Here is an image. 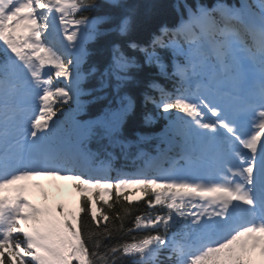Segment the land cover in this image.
<instances>
[{"label": "snow or ice", "instance_id": "obj_1", "mask_svg": "<svg viewBox=\"0 0 264 264\" xmlns=\"http://www.w3.org/2000/svg\"><path fill=\"white\" fill-rule=\"evenodd\" d=\"M177 8L187 18L140 43L126 0H0V264H264V0ZM96 40L107 50L99 69L89 60ZM144 64L174 82L172 92L148 82L158 100L144 94L171 117L175 147L156 156L143 151L146 136H123L136 107L126 85ZM112 88L118 107L76 119ZM90 138L108 143L92 151ZM109 149L139 166L116 170ZM38 177L75 181L82 202L58 212L32 203L22 182ZM133 186L153 193L134 216L115 206ZM92 189H115V202Z\"/></svg>", "mask_w": 264, "mask_h": 264}, {"label": "trees", "instance_id": "obj_2", "mask_svg": "<svg viewBox=\"0 0 264 264\" xmlns=\"http://www.w3.org/2000/svg\"><path fill=\"white\" fill-rule=\"evenodd\" d=\"M99 2L103 3L104 0H99ZM126 2L135 6L138 10V18L140 20V24L134 33V38L140 42L145 43L149 42L152 38L153 33L157 32L161 25L175 26L179 21V14L181 12L187 15V11L183 8L178 10L177 6L179 4H188L194 5L197 2L211 5L215 2V0H126ZM86 15H90L95 17L97 15L96 12L86 13ZM89 50L92 52V56L89 58L90 62L93 63L97 69H99L103 59L107 56V50L103 46L102 40L92 41L88 45ZM161 55L163 58V62L168 65V70L171 72V65L174 57L172 53L168 50H162ZM134 78L135 81L139 82H129L126 85L128 94L131 95L135 101L136 107L135 110L128 116L124 128H123V136L128 140H135L138 136H146L147 139L143 142V149H151V145L154 142H161V144L165 147V150L168 151L170 146L167 141V130L171 117L164 113L162 109H158L151 102L145 103L144 94L148 92L150 95L159 99V93L153 89L148 88V82L155 80L157 83L165 87L168 91H174V82L168 77L160 74V70L157 66L152 65L148 66L146 64L142 65L139 70H134ZM55 84H59V80H54ZM116 89L112 88L104 94L105 98L100 100H91L85 110L79 113L76 116V119H95L99 118L105 110L108 108H116L119 106V100L115 95ZM87 99V98H82ZM72 108H75L76 105L69 102ZM66 107V106H61ZM175 112V110H172ZM145 114H151L154 119L151 123H145L144 116ZM60 116V113L57 112V116L53 117V120L57 119ZM62 119V117H61ZM70 128V125H69ZM108 141L105 140H97L93 141L90 144V148L93 150H97V145L104 144L107 145ZM130 151H135V148ZM116 152V161L121 162H133L135 160L134 156L126 157L122 155L119 149H115ZM73 186L76 183L72 181ZM76 194H78L77 199L73 203L69 205V210L75 211L77 209V205L82 202V195L80 192L76 190L74 187ZM91 193L94 194V198L98 197L100 194L103 195L104 200H108V202L114 203L116 198V190L112 189L110 194L106 189H92ZM141 193L140 197L136 195ZM124 196H128V201L123 199ZM136 196V197H133ZM153 193L149 191L148 194H145L141 190V186H133L130 188H125L120 190V200L115 204L117 209L123 207H130L132 209L133 216L136 214L143 213L148 210V205L146 204V200L151 198ZM96 207L99 209L101 207L104 208V211L109 215L111 220L112 214L108 212L107 205H104L103 200H100ZM157 209H160V206H156ZM98 218L100 213L98 212ZM81 219L88 223V217H86L83 213L80 214ZM132 217H129L128 226H131ZM93 230L95 229V225H92ZM115 243V241H113ZM73 264H76L73 261ZM124 264H130L129 261H125Z\"/></svg>", "mask_w": 264, "mask_h": 264}, {"label": "rangeland", "instance_id": "obj_3", "mask_svg": "<svg viewBox=\"0 0 264 264\" xmlns=\"http://www.w3.org/2000/svg\"><path fill=\"white\" fill-rule=\"evenodd\" d=\"M62 183L64 186L63 188H57V191L53 189V194H48V199L45 201L44 199V193L42 192L39 196L35 194L36 189L41 186H50L52 184H59ZM137 196H141L140 193H138ZM28 197H33V203L43 207L45 204H47L49 207L53 208L55 210L56 205L63 202L71 203L77 199V195L75 194L73 190L72 184L67 181L66 179H60V178H52V177H38L37 179L32 180L30 183L29 191H28ZM24 224V222H22ZM25 227H28L25 225Z\"/></svg>", "mask_w": 264, "mask_h": 264}, {"label": "bare ground", "instance_id": "obj_4", "mask_svg": "<svg viewBox=\"0 0 264 264\" xmlns=\"http://www.w3.org/2000/svg\"><path fill=\"white\" fill-rule=\"evenodd\" d=\"M63 184L62 183H59V184H52V185H50V186H44V185H41V186H39L37 189H36V192H35V194L36 195H40L42 192L43 193H45V192H47L48 194H53L52 192H53V189L55 190V191H57V188L59 189V188H63ZM55 187H57V188H55ZM28 200H30L32 203H33V197H28ZM74 202V201H73ZM73 202H71V203H73ZM71 203H68V202H63V204H65L66 206H67V208L69 209V205L71 204ZM60 204V203H59Z\"/></svg>", "mask_w": 264, "mask_h": 264}]
</instances>
